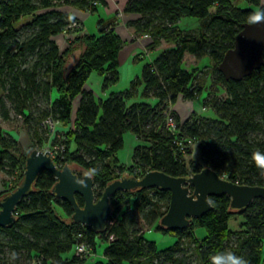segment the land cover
<instances>
[{
    "label": "trees",
    "instance_id": "obj_1",
    "mask_svg": "<svg viewBox=\"0 0 264 264\" xmlns=\"http://www.w3.org/2000/svg\"><path fill=\"white\" fill-rule=\"evenodd\" d=\"M246 1L258 10H244L234 0H129L124 13L139 19L129 22L128 27L137 37H150L149 51L155 52L164 43L169 47L144 65L130 90L101 98L85 87L94 72L104 77V91L120 81L119 54L126 43L114 30L117 19L100 20L98 35L84 33L82 27L69 30L75 39L65 52L54 38L76 21L56 9L70 6L95 14L99 7L107 6V0H0V173L10 177L18 173V183L11 192L23 182L32 151H23L4 132L2 122H10L12 112L27 125L34 120L32 149H41L45 120L52 119L63 127L74 124L75 129L64 137L66 159L62 167L69 165L75 170L76 166L80 168L77 173H89L98 199L109 183L134 169L141 170L140 178L151 171L180 178L207 166L234 183L264 187V165L253 158L254 153H264V140L252 137L256 132L264 133V65L241 82L227 81L218 69L243 25L264 14L261 0ZM93 2L99 5L93 6ZM185 18L200 21L201 28L196 32L181 28ZM23 31H28L26 36H22ZM187 55L209 60L213 67L209 82L201 79L199 71L185 68ZM140 87L143 99L155 101L153 104H130ZM205 93L204 104L215 117L194 112L183 121L170 111L180 99L193 101ZM219 93L225 96L220 98ZM41 102L47 109L38 107ZM170 113L178 124L175 133L167 128ZM127 133L142 143L135 148L129 169L118 159ZM191 143L198 145L204 166L186 162ZM55 163L60 166L57 160ZM56 183L50 172L40 174L33 191L17 208L16 223L0 228V255L23 252L37 264H89V260L75 256L76 247L85 241L96 251L100 239L109 243L105 261L92 264H190L181 257L185 242H189L197 264H213L216 256L221 257L222 264H229L228 253L243 257L247 264H264L262 199L240 214L231 209L228 196L211 197L212 211L193 219L186 230L170 231L160 225L169 210V192H118L111 199L109 218L116 217V223L96 233L72 221V206L52 194ZM4 196L0 194V201ZM77 201L84 206L82 197L77 196ZM236 215L244 216L245 223L234 232L229 223ZM138 219L144 222L145 230L138 229ZM152 228L176 238V242L159 251L145 236ZM199 228L205 230V237L196 235ZM0 264L10 263L0 258Z\"/></svg>",
    "mask_w": 264,
    "mask_h": 264
},
{
    "label": "water",
    "instance_id": "obj_2",
    "mask_svg": "<svg viewBox=\"0 0 264 264\" xmlns=\"http://www.w3.org/2000/svg\"><path fill=\"white\" fill-rule=\"evenodd\" d=\"M264 65V19L246 23L235 38L234 47L227 51L218 69L227 81L241 82ZM43 171L50 172L57 183L52 189L56 199L69 203L74 214L72 221L91 227L96 233L107 230L113 208L112 197L118 192H134L139 189L167 191L171 194L169 210L160 225L170 231L189 228L193 219H200L213 210L211 197L228 196L231 209L240 214L246 212L252 202L264 201V187L240 185L221 178L212 168L206 167L189 177H172L164 172L151 171L142 178L121 177L109 183L102 197L95 194L93 177L73 167H58L50 152L33 149L26 161L24 180L13 192L0 201V228L13 226L18 206L33 191ZM77 196L84 200L80 206Z\"/></svg>",
    "mask_w": 264,
    "mask_h": 264
},
{
    "label": "rangeland",
    "instance_id": "obj_3",
    "mask_svg": "<svg viewBox=\"0 0 264 264\" xmlns=\"http://www.w3.org/2000/svg\"><path fill=\"white\" fill-rule=\"evenodd\" d=\"M234 4L236 6H239L240 8H242L244 10H247V9H252L255 11L258 10V7L251 5L246 0H234ZM98 19H99V16L95 13L93 15V18L91 17L89 19V21L86 23L87 34H90V35L99 34V29L97 27V24L99 21ZM26 22L27 21L22 22L19 25V28L20 29L23 28V26L25 25ZM180 26L183 29L192 30V31L196 32L201 28V22L198 20H195V19L185 18L180 22ZM27 33H28V31H23L22 36H24V35L26 36ZM71 35H73V33ZM74 39L75 38L73 35V41L72 42H74ZM66 42L67 41H65L64 44H66ZM72 42L70 41L67 43L69 45V47H70V44ZM126 44H125V46H126ZM168 47H169V45L164 43L163 46L161 47V50H164ZM67 49H69V48H67ZM66 50H64V52ZM135 57L139 60L137 63H135L133 60H130L129 62L124 63L123 65L120 66V69H119L120 81L116 86L110 87L107 90V93L109 95L111 93H114V92L118 93V92H125L127 90H130L131 84L137 78V76L141 77V70H142L141 66H142V64L151 63L154 60L155 56L150 55L147 58H145L144 60H141V58H139V54H137ZM184 65H185L186 69L195 70L196 72L199 71V76H201V79H205L206 81H207V78L211 77V75H212L213 67H212L211 63L209 62V60L199 61L194 56L187 55V57L185 58V61H184ZM103 82H104V77H102L100 74L94 72L91 75L87 85L91 86L93 88V90L101 93L103 91ZM208 86H209V83H208ZM142 93H143V87H140L139 88V95H138L139 99L143 98ZM206 94L208 95V93H205V95L202 98H199L197 100H193L194 101V104H192V109H194L193 112H195L197 114H201L202 116H206L209 118L215 117L214 113L209 109V107L204 104V98L206 97ZM219 96H220V98H223L225 96V94L219 93ZM151 101H153V100H151ZM38 107L43 108V109H47V105L43 102L39 103ZM173 107L174 106H172V108ZM190 107H191V105L188 106L189 109H190ZM196 109H198V112L195 111ZM36 113H38V111H36ZM190 115L188 116V118L190 117ZM11 117H12V119L10 122H4V121L2 122V128H3L4 132L6 134L10 135L11 137H13V139L19 143V145L23 149V151L33 150L32 149L33 141L30 137V133H34L33 132L34 131L33 127L35 125L34 120L31 121V123L29 125H27V124H25L24 119L16 116L14 114V112H12ZM59 127H62L63 129H59ZM67 127H63V126L56 123L54 131L53 130L51 131L50 129H46L44 126H42V129H41V134H42L41 150L48 149L50 147L49 145L51 143H52L51 145H53V146H51L52 149L56 150L54 148V146L58 145V142L61 141L60 140L61 137H65L70 132V130L74 128V125L71 124V126L69 125ZM25 137L28 138L27 141H24ZM252 137H253V139H256V140L257 139L258 140H264V133L256 132L252 135ZM65 140H66V138H65ZM64 141H63V143H64ZM65 146H66V144H65ZM134 150H135V148H134ZM121 152L122 153L119 154L121 157V162L123 163L124 166H126L129 169V167L132 165V159L130 157L131 155L126 156L125 147ZM124 158H127V159H124ZM185 159H186V162L188 164H194L196 166L203 165L199 151H198V145L197 144L191 143L188 146V153H187ZM119 162H120V160H119ZM205 167H207V166H204V168ZM74 168L76 171H80V168H78L76 166ZM140 173H142L141 170L134 169V171L132 173H130L129 171H126L125 173H123L122 177L140 178L139 176L137 177V175H139ZM224 179L227 180V178H224ZM17 183H18V173L14 174L11 177L4 174V173H0V194L11 193V191L13 190V188L16 186ZM119 207H120V205L118 204L117 208H119ZM122 209H123L122 212H125L126 207H124ZM138 223H139L138 229H140L142 231L145 230L146 226L141 219H138ZM244 223H245L244 216L236 215V216L232 217V219L230 220L229 228H230V230L235 232V231L240 230ZM196 235L198 237L206 235L205 230L202 228L197 229ZM145 236H146L147 240L153 241L157 244L159 251H164V250L168 249L170 246H172L176 242V238H173L171 236H166L162 232H159L154 228H152L150 230L147 229ZM235 239H236V237H234V240ZM108 246H109L108 242L98 239L96 251L93 250L91 255H89L86 258V260H89L88 263L92 264L94 262L105 261L104 253H105V250ZM194 254L195 253L193 252V248H191V245L189 244V242H185V251H184V253L181 254V257H185L187 259V263L197 264V260H196V257ZM0 258L6 259L10 264H37V263H35V261H32L28 257L27 253H23V252H21V253H16V252L7 253L5 256L0 255Z\"/></svg>",
    "mask_w": 264,
    "mask_h": 264
},
{
    "label": "crops",
    "instance_id": "obj_4",
    "mask_svg": "<svg viewBox=\"0 0 264 264\" xmlns=\"http://www.w3.org/2000/svg\"><path fill=\"white\" fill-rule=\"evenodd\" d=\"M261 1H262V4H264V0H261ZM128 2H129V0H107V6L99 7L98 12L96 13L99 16V19H98L99 21L100 20H111L113 18L117 19V23H116V26L114 27V30L122 38V40L127 43L126 46H124V48L122 49V51L119 54V65L120 66L123 65L124 63L129 62L130 60H133L135 63H137L139 60L135 56L137 54H141V52L143 53L144 50H148V46L151 43V39H148L145 36H138L137 37L134 34V29L128 27L129 22L136 21L137 19H139L138 15H133V14L128 15V14L124 13V9H125ZM56 10L61 11L63 13H66V14L70 15L71 17L75 18L76 20H78L81 23V27L84 30V33H87L86 23L89 21V19L91 17L93 18L94 14H91L90 12H87V11L83 12L79 9H76V8H73L70 6H62ZM119 14H123V16H119ZM93 35H98V34H93ZM74 38H75V35H74ZM54 40L56 41V43L60 47L61 52H64V49H65L64 48L65 47L64 42L67 41V37L65 35L61 34V35L55 37ZM160 51H161V48L157 49L155 52L149 51V55L156 57ZM144 65L145 64H142V66H141L142 70H143ZM142 70H141V75H142ZM137 77H140V76H137ZM210 80H211V77L207 78L208 82ZM85 88L88 91L92 90L95 93V95L98 97L106 98L109 96L107 91L103 90L100 93V92L93 90V88L89 85H86ZM118 93H120V92H118ZM56 97H57V93H54L53 98L56 99ZM140 102H146V103L153 104V102H155V101L146 100L143 98L139 99V97H137V98L133 99L132 101H130V104L140 103ZM79 104H80V98L76 99L74 102V119H75V114H76L77 108L79 107ZM192 104H194V101H184V100L180 99L178 101V103L172 109L174 112H176L179 115V117L183 121H185L188 119V116L194 111V109H192ZM189 105H191L190 109L188 108ZM195 111L198 112V109H196ZM59 129H63V128L59 127ZM71 130H74V128ZM124 139H125L126 156L131 155L130 157L132 159L134 148L141 145L142 143L132 133H127L124 136ZM27 140H28V138L25 137L24 141H27ZM121 153L122 152H120L119 154H121ZM119 154H118V159L121 162V157ZM124 159H127V158H124ZM202 237H205V235L201 236L200 238H202Z\"/></svg>",
    "mask_w": 264,
    "mask_h": 264
},
{
    "label": "built area",
    "instance_id": "obj_5",
    "mask_svg": "<svg viewBox=\"0 0 264 264\" xmlns=\"http://www.w3.org/2000/svg\"><path fill=\"white\" fill-rule=\"evenodd\" d=\"M93 6H98L99 3L98 2H93L92 4ZM119 16H123V14H119ZM81 28V23L76 20V21H73L64 31L63 35H65L67 37V42H72L73 41V35H71L72 33H69V30H76V29H80ZM146 38L150 39L149 36H145ZM65 44V49L66 50L67 48H69V45ZM149 55V51L148 50H144L143 53L139 54V58L141 59H145L147 58ZM171 112H174L172 107L170 109ZM55 125H56V122H54L52 119H47L43 122V126L46 128V129H50L51 131L55 129ZM167 128L170 132L172 133H175L176 130L178 129V124L176 123V120L175 118L170 114H168L167 116ZM61 141L58 142V145L54 146V148L56 150H53L51 146L53 145H49L50 147L46 150H43V151H48L50 152L53 160H57L59 163H60V168H62L63 166V162L65 161L66 157H65V152H66V146L65 144L63 143V141L65 140L64 137H61L60 139ZM182 145V144H181ZM113 219H111V221L109 220L108 222V225L110 226H113L115 223H116V217H112ZM108 228V226H107ZM114 238L113 236L110 237V240L112 241ZM93 249L92 247L87 244V242L85 241H81L78 246L76 247V251H75V256L76 257H79L81 259H86L89 255H91Z\"/></svg>",
    "mask_w": 264,
    "mask_h": 264
},
{
    "label": "clouds",
    "instance_id": "obj_6",
    "mask_svg": "<svg viewBox=\"0 0 264 264\" xmlns=\"http://www.w3.org/2000/svg\"><path fill=\"white\" fill-rule=\"evenodd\" d=\"M257 20L264 19V14H258L256 16ZM253 158L255 161H257L259 164L264 165V153H254ZM227 260L229 264H247L245 259L241 256H236L235 254L228 253ZM213 264H222L221 257L216 256L213 257Z\"/></svg>",
    "mask_w": 264,
    "mask_h": 264
}]
</instances>
